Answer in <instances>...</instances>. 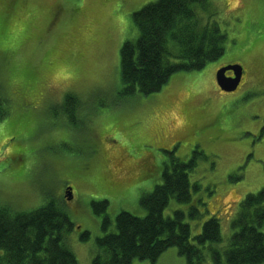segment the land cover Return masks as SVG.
<instances>
[{
  "label": "rangeland",
  "instance_id": "obj_1",
  "mask_svg": "<svg viewBox=\"0 0 264 264\" xmlns=\"http://www.w3.org/2000/svg\"><path fill=\"white\" fill-rule=\"evenodd\" d=\"M151 1L0 0V95L7 102L0 205L32 210L57 202L73 223L66 241L78 264L95 254L102 215L112 229L120 210L145 213L139 198L160 182L169 154L195 157L190 200L170 197L163 210L183 209L192 236L214 215L225 245L240 200L264 186V0L194 4L201 24L224 33L223 52L199 69L172 73L157 91L125 93L119 47L137 35L132 12ZM230 63L244 73L236 89L224 91L213 76ZM67 93L75 96L71 111ZM104 198V211L93 212L92 200ZM82 230L89 232L84 240ZM131 264H184V257L171 246L154 263Z\"/></svg>",
  "mask_w": 264,
  "mask_h": 264
},
{
  "label": "trees",
  "instance_id": "obj_2",
  "mask_svg": "<svg viewBox=\"0 0 264 264\" xmlns=\"http://www.w3.org/2000/svg\"><path fill=\"white\" fill-rule=\"evenodd\" d=\"M205 2L154 0L132 12L137 35L134 40L125 39L119 47L123 92L157 91L172 73L199 69L223 52L224 33L215 23L201 24L195 15L194 4ZM74 99L72 93L65 95L66 111L74 108ZM6 112V99L0 95V119ZM194 164L192 154L188 159L169 154L162 163L160 182L139 198L145 209L143 215L120 210L112 229H108L107 215H102V233L96 237L90 264H131L134 259L154 263L171 246L184 257V264L264 263V232L260 229L264 223V186L240 200L225 245L220 244L216 216L204 220L192 236L183 220V209L163 214L170 197L180 202L190 200L191 187L196 188V184L190 181L188 171ZM106 204L105 198L92 200L91 207L101 213ZM193 205L189 206L190 214L198 216ZM71 228L72 221L53 199L32 210L0 205V264H78L66 241ZM88 234L82 230L79 237L84 240Z\"/></svg>",
  "mask_w": 264,
  "mask_h": 264
},
{
  "label": "water",
  "instance_id": "obj_3",
  "mask_svg": "<svg viewBox=\"0 0 264 264\" xmlns=\"http://www.w3.org/2000/svg\"><path fill=\"white\" fill-rule=\"evenodd\" d=\"M227 70L232 71L233 75H226ZM243 74L242 66L239 63H230L221 65L215 71V80L218 87L224 91H232L239 84L241 75ZM71 197V191H67V198Z\"/></svg>",
  "mask_w": 264,
  "mask_h": 264
},
{
  "label": "flooded vegetation",
  "instance_id": "obj_4",
  "mask_svg": "<svg viewBox=\"0 0 264 264\" xmlns=\"http://www.w3.org/2000/svg\"><path fill=\"white\" fill-rule=\"evenodd\" d=\"M56 14H57V12H56ZM242 69H243V67H242ZM243 73H244V69H243ZM225 74H226V75H233V74H232V71H230V70H227V71L225 72ZM242 77H243V74L241 75V78H240L239 83L241 82ZM213 79H214V81H215V74H214V76H213ZM191 134H192V131H191V130H188L186 136H187V135H191ZM143 158H144V157H143ZM143 158H141V159H143Z\"/></svg>",
  "mask_w": 264,
  "mask_h": 264
},
{
  "label": "snow or ice",
  "instance_id": "obj_5",
  "mask_svg": "<svg viewBox=\"0 0 264 264\" xmlns=\"http://www.w3.org/2000/svg\"><path fill=\"white\" fill-rule=\"evenodd\" d=\"M6 46L4 45V43H3V38H2V36H0V49H3V48H5Z\"/></svg>",
  "mask_w": 264,
  "mask_h": 264
}]
</instances>
